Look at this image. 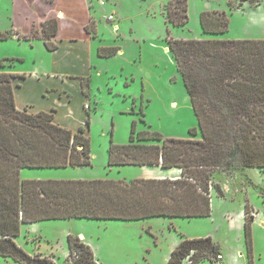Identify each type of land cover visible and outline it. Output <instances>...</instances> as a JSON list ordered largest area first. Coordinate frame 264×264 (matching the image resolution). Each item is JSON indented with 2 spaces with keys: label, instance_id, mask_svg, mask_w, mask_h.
I'll return each instance as SVG.
<instances>
[{
  "label": "trees",
  "instance_id": "obj_1",
  "mask_svg": "<svg viewBox=\"0 0 264 264\" xmlns=\"http://www.w3.org/2000/svg\"><path fill=\"white\" fill-rule=\"evenodd\" d=\"M245 1V0H244ZM253 1V0H248ZM166 20L177 26L188 21L187 0H169ZM203 38L168 39L197 120L200 138L166 137L155 131L135 134L117 144L110 141L108 165H160L176 167L175 179L136 178L129 181L99 179H22V168H59L91 164L89 112L85 125L72 131L53 121V111L29 112L15 106L12 81L23 74L0 71V256L20 264H55L47 256L29 255L14 241L22 223L42 220L93 218L139 220L155 216L205 217L211 212L210 189L222 195L213 173L256 167L264 172V39H228L225 10L199 14ZM87 31L93 24L85 26ZM57 21L42 22L48 50ZM10 33L0 34L7 38ZM24 39L30 38L23 36ZM115 47L98 48L100 56ZM2 66L3 63H0ZM84 93L87 80H81ZM194 136L196 129H189ZM244 210V232L251 251L250 222ZM68 264H97L88 244L68 234ZM218 246L209 236H181L166 264H196L216 257ZM251 264V263H250Z\"/></svg>",
  "mask_w": 264,
  "mask_h": 264
},
{
  "label": "rangeland",
  "instance_id": "obj_2",
  "mask_svg": "<svg viewBox=\"0 0 264 264\" xmlns=\"http://www.w3.org/2000/svg\"><path fill=\"white\" fill-rule=\"evenodd\" d=\"M88 1L95 21L100 23V38L114 40L112 43L122 47L129 57L104 60L103 67L109 64L102 73H94L95 67L91 70V99L88 100L91 165L23 168L20 170L22 179H136L138 166H108L109 142H128L132 126L135 134L155 131L166 137L200 138L196 116L174 57L165 51L168 39L205 37L199 24L203 10L226 11L229 26L218 35L221 38L255 35L251 22L243 24V13L259 6L264 8V0H187L188 21L177 26L165 18L166 2L161 4L165 0H103V5L98 0ZM35 12L32 0H0V34L10 33L7 38H0V63H3L0 71L37 70L40 65H46L49 50L42 38L31 36L33 31L40 35L41 29L32 28L24 34L30 23L26 16ZM108 14L113 15V20H106ZM242 26L247 33H242ZM104 47H115L116 51L118 48L115 45ZM192 128L196 129L194 136L189 133ZM212 177L223 194L210 189L209 216L42 220L21 224L14 241L29 255L50 257L55 264H68V234L78 236L90 246L97 264H165L181 236H209L224 256L220 263L264 264V172L256 167L219 168ZM246 207L253 215L250 252L246 246L244 220L238 215L244 213ZM220 257V254L210 256L196 264H220ZM0 264L20 263L0 256Z\"/></svg>",
  "mask_w": 264,
  "mask_h": 264
},
{
  "label": "crops",
  "instance_id": "obj_3",
  "mask_svg": "<svg viewBox=\"0 0 264 264\" xmlns=\"http://www.w3.org/2000/svg\"><path fill=\"white\" fill-rule=\"evenodd\" d=\"M32 1H34L37 13L35 12L26 16V19H29L30 23L24 30L26 31L24 34L30 32L32 28L40 30L42 22L50 18H55L57 21V31L49 39L50 43L55 45V48L49 50L48 54L45 56L46 65H40L37 70H22L21 68H17L8 71L24 75L22 78L16 77L12 81L15 106L19 110L26 108L29 112L53 111V121L55 123L75 131L79 126L85 125L86 113L89 112L91 108L88 100L91 99L90 85L92 79L91 70L93 67L96 69L94 73H102L103 71H107L108 68L105 67L109 64L107 62L105 67H103L104 60L116 57L126 59L129 57L125 54L122 47H119L116 43H112L114 40L110 39L109 41L100 38V23L99 21H95L88 0H79V3H75L76 0ZM167 1L169 0H165L161 4L167 3ZM96 9L99 10L98 7H96ZM249 22L255 26L254 29H252L255 35L242 34L227 38L264 39V8L262 6L243 13V24L247 25ZM90 23L93 24V29L87 31L85 26ZM242 29V33L248 32L245 31V26H242ZM43 45L45 46L44 42ZM110 45L118 47L117 51L112 56L104 57L98 55L97 52L100 46ZM165 51L171 52L168 46L165 48ZM96 61L98 62L96 63ZM92 63H94L93 66ZM82 79L87 80V94L82 90ZM85 104L88 105V108L84 107ZM94 110L95 107L93 108V111ZM86 134L89 136V126L86 127ZM108 166L119 167L122 165ZM135 166L139 167V173L135 176L137 178L175 179L181 174L180 169L176 167L162 168L160 165L156 164ZM24 175V177H28L27 174ZM238 215L244 220L243 212H239ZM15 237L13 239H15ZM179 241L176 242L175 246ZM175 246H173L171 250ZM170 252L167 255L165 264L167 263ZM219 253L221 257L218 261L220 263L221 260L224 259V256L220 251Z\"/></svg>",
  "mask_w": 264,
  "mask_h": 264
},
{
  "label": "built area",
  "instance_id": "obj_4",
  "mask_svg": "<svg viewBox=\"0 0 264 264\" xmlns=\"http://www.w3.org/2000/svg\"><path fill=\"white\" fill-rule=\"evenodd\" d=\"M98 2H99L100 5H103V4H104V1H103V0H98ZM106 19H107V20H113V15H112V14H108L107 17H106ZM84 107H85V108H88V105L85 104ZM218 258H219V256H218Z\"/></svg>",
  "mask_w": 264,
  "mask_h": 264
}]
</instances>
